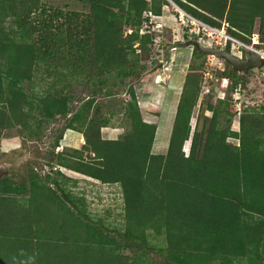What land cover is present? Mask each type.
<instances>
[{
	"label": "trees",
	"instance_id": "1",
	"mask_svg": "<svg viewBox=\"0 0 264 264\" xmlns=\"http://www.w3.org/2000/svg\"><path fill=\"white\" fill-rule=\"evenodd\" d=\"M85 1L86 11L63 12L41 0H0V138L16 129L18 138L32 140L43 124L63 121L42 179L31 164L27 184L0 179V264H264V115L243 111L233 131L234 106L208 105L207 128L193 133L184 155L201 79L190 64L165 152H151L156 125L143 120L133 82L153 52L157 28L147 13L161 15L168 1ZM171 1L210 26L226 21L247 43L258 20L264 41V0ZM203 54L192 48V58ZM119 92L127 130L103 139L100 128L113 114L105 116L98 99ZM219 114L227 115L224 128ZM65 129L83 143L55 153ZM56 167L117 183L122 227L73 211L68 194L61 198L50 187L58 185ZM160 236L163 243L155 244Z\"/></svg>",
	"mask_w": 264,
	"mask_h": 264
},
{
	"label": "rangeland",
	"instance_id": "2",
	"mask_svg": "<svg viewBox=\"0 0 264 264\" xmlns=\"http://www.w3.org/2000/svg\"><path fill=\"white\" fill-rule=\"evenodd\" d=\"M168 1V0H167ZM46 7L59 9L63 12L86 11L85 0H41ZM174 3L168 1L162 8L161 15H151L150 22L157 28L154 31L153 52L149 59L144 61L145 70L141 79L133 82V88L139 110L143 120L156 125L154 139L151 145V152L164 153L170 133V128L175 112V107L183 85L185 74L191 64L200 73L199 92L196 103L192 108L189 118V134L186 141L182 143L181 150L184 155L189 152L190 140L194 132L201 134L206 130L211 111L207 110L208 105L220 109L226 104L224 111L229 106H234L235 115L230 117L229 128L233 131L239 129V115L243 111L249 113H259L264 115V66L253 68L244 73L232 69L231 65L222 58L204 53L200 57L192 58V46L188 45V40H196L203 46L225 50L216 44L219 40L216 34L205 35L193 29V26L181 15ZM222 25V23H221ZM219 27L216 28H220ZM258 20H255L252 32H257ZM226 33L240 41L245 40L228 32ZM250 42V40H249ZM247 43V42H246ZM256 49L264 51V44H255ZM226 51V50H225ZM246 51V50H245ZM244 50L242 57H244ZM235 50L230 49L228 53L234 55ZM237 57V56H236ZM230 72L236 75H230ZM236 82V83H234ZM26 86V84H25ZM28 87V86H26ZM77 89V87H75ZM39 89L35 86L34 90ZM78 96H82L84 91L76 90ZM123 97L119 92L114 97L101 95L98 99L103 105V113L107 116V111H111L108 126L122 127L121 132L127 130V121L118 113L119 104L115 102ZM227 115L219 114L216 121L219 128L226 125ZM63 121L60 119L51 124H43L37 129V137L29 140L26 137L18 138L16 129L5 130L0 138V163L7 167L9 176L18 182L28 181V168L31 165L37 170L38 176L42 179L43 174L50 171V162L55 161L51 152L52 138L59 134ZM61 133L59 145L67 152L75 146L64 145L62 139L65 135ZM264 137V132L262 134ZM227 140L237 144L238 140L228 137ZM55 153L61 151L55 148ZM54 152V151H53ZM61 174L57 176V186L50 185L53 191L61 198L62 192L67 193L72 204V210L81 217H87L109 229L121 228L123 218V199L120 186L117 183H103L96 179L86 177L73 170L56 167ZM66 198L63 199L65 202ZM70 206V203H66ZM155 244H162L163 238L157 237L153 240ZM152 242V243H153ZM128 253V250H124ZM264 254V252H263Z\"/></svg>",
	"mask_w": 264,
	"mask_h": 264
},
{
	"label": "built area",
	"instance_id": "3",
	"mask_svg": "<svg viewBox=\"0 0 264 264\" xmlns=\"http://www.w3.org/2000/svg\"><path fill=\"white\" fill-rule=\"evenodd\" d=\"M175 7L179 11H181L176 5H175ZM181 12L182 13H181L179 19L182 20V18L184 17L189 22V24L193 26V29L196 30L197 32H200V33L205 32V35H207V36L209 34H216V36H218L219 39H221V41L219 40L218 42H216V44L219 45V48H224L225 45L228 43L231 51H232V49L235 50V52H232V53L234 55H236L237 57H242V51L243 50L244 51L245 50H252L264 58V51L262 49H256L254 47V45L258 44V43L264 44V41L261 42L259 40L258 32H252L250 34V36L248 37L250 39V42L246 43V42L240 41L237 38H234L230 34L226 33L225 29L228 26L226 21L222 22V25L220 28H216L214 26H210V25L194 18L193 16L189 15L188 13H186L184 11H181ZM147 14L149 17L152 15V14H150V12H148ZM149 22H150V19H149Z\"/></svg>",
	"mask_w": 264,
	"mask_h": 264
},
{
	"label": "water",
	"instance_id": "4",
	"mask_svg": "<svg viewBox=\"0 0 264 264\" xmlns=\"http://www.w3.org/2000/svg\"><path fill=\"white\" fill-rule=\"evenodd\" d=\"M168 1L173 3L171 0ZM188 45L192 46V48H195L201 52L209 53L213 56L222 58L231 65L232 69L238 72L246 73L252 70L253 68H261L264 66V58L252 50H246L244 52V57L238 58L228 53L225 50L212 48L209 46H203L196 40H188ZM7 173H8L7 168L3 164H0V179L6 176Z\"/></svg>",
	"mask_w": 264,
	"mask_h": 264
},
{
	"label": "crops",
	"instance_id": "5",
	"mask_svg": "<svg viewBox=\"0 0 264 264\" xmlns=\"http://www.w3.org/2000/svg\"><path fill=\"white\" fill-rule=\"evenodd\" d=\"M121 129H122V127H119V126H108V125L103 126L100 128L101 138L108 139V140H115L122 135ZM63 134L65 135L64 136L65 138L62 139V143H65L64 145H70V146L74 145L75 147L73 149H79L81 147V145L83 143V138L79 132H77L75 130H71V129H65ZM58 147L60 148V150L64 149L61 146H58ZM0 164H2V163H0ZM86 177H88V176H86ZM89 178H91V177H89Z\"/></svg>",
	"mask_w": 264,
	"mask_h": 264
}]
</instances>
